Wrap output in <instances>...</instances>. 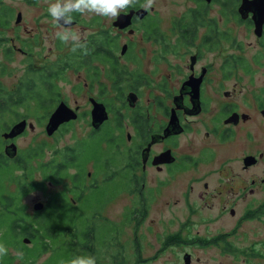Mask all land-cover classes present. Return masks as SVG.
Segmentation results:
<instances>
[{"label": "flooded vegetation", "instance_id": "1", "mask_svg": "<svg viewBox=\"0 0 264 264\" xmlns=\"http://www.w3.org/2000/svg\"><path fill=\"white\" fill-rule=\"evenodd\" d=\"M172 4L174 12L158 20L154 6L132 1L118 14L130 15L125 28L114 26L118 15L114 17L115 36L128 35L119 55L118 42L99 23L101 16L86 19L74 13L72 27L85 37V45L72 50L64 61L59 56L57 63H46L45 77L54 83L74 71L87 92L73 108L65 99L55 100L44 112L45 127L63 102L75 119L46 136L64 132L76 121L83 122L85 135L55 149L59 152L39 164L37 170L47 185L59 190L49 201H36L34 205L41 203L43 209L33 210L34 215L43 213L57 195V211L67 220L82 208L99 205L88 217L81 214L91 227L97 225L99 214L117 204L119 217L109 223L119 235L130 224L137 228L150 213L173 212L175 220L179 208L196 215L215 209L217 220L228 215L234 221L233 229L263 214L264 0H172ZM46 9L45 19L57 28ZM137 33L140 47L134 52L130 38ZM106 38L109 45L103 44ZM95 107L101 118H93ZM20 117L0 135V155L8 160L24 154L15 142L29 128L35 129L28 115ZM21 120L27 122L25 130L12 139L3 138ZM11 144L16 153L7 156L4 150ZM40 150H32L39 153L32 164L42 156ZM114 186L119 189L112 194ZM233 232L221 234L225 238L218 246L223 253L229 244L244 254L228 239ZM167 236L160 244L165 243L166 249L200 247L178 244ZM184 254L191 257L190 251Z\"/></svg>", "mask_w": 264, "mask_h": 264}, {"label": "rangeland", "instance_id": "2", "mask_svg": "<svg viewBox=\"0 0 264 264\" xmlns=\"http://www.w3.org/2000/svg\"><path fill=\"white\" fill-rule=\"evenodd\" d=\"M136 1L140 2L142 5H145L146 2V0ZM48 2L49 0L0 1V10L6 8L9 9L11 13L9 18L5 19L7 20V24L4 22L6 25L0 27L1 94L14 90L21 80L28 82L29 79L32 78V74L29 72L30 69L40 72L45 71L46 63L49 65L51 63H57V58L59 56L63 57L64 61L68 58L67 55L71 53V42L62 43L57 40L54 36V32L57 28L52 26L50 20L47 21L48 19H45V8H47ZM150 5L155 7L156 13L158 14L156 19L158 20L161 19L162 15L173 13L176 8V6L172 4V0H151ZM18 13L22 15L21 21L19 22L20 26L15 28L17 24L15 22L16 15ZM84 16L86 19H94L97 15L84 13ZM98 17L100 19V16ZM101 18L103 21L99 23L103 26V29H107L108 35L111 38H115L114 40L118 42L116 53L119 55L121 44L126 41L128 35L115 36L118 33H116V30L111 26V21L114 17ZM74 29L77 31L76 28ZM91 31L94 32L96 30L91 29ZM95 37L99 41L102 40L99 36ZM80 38L83 45H85V37L80 36ZM130 39L131 44L132 41L134 44L133 51L136 52L138 47H140V45H138V33L135 37ZM19 49L23 52H27V56H23ZM82 75L84 74L82 73ZM101 80L106 85L109 84L106 79L102 78ZM53 85L52 94H49L42 84L36 86V90L43 99H47L44 105L35 107L30 104L31 107L29 110L28 107H16L20 114L28 115L27 118L29 122L35 125L33 131L29 128L24 136L16 140L15 143L19 152L25 153L27 150L42 149L40 150L42 156L32 164L33 176L27 177V181H31L34 184H31V188L28 186L26 195L22 199V204L25 206L26 213L29 217H32L35 213L33 211V205L36 201H49L50 195L59 190V187L56 185H47L43 175L37 170L39 164L51 158L53 153H58L59 151H56L57 149L72 145L75 139L77 140V138L85 135L83 122L76 121L72 122L71 125L65 126L66 129H64V132L57 131V134H54L55 136H46L44 127L47 114L45 115L44 112L48 109L50 111L59 99H65V101L70 103L71 108H73L76 103H82L84 101L83 96L87 92V90L83 88V84L79 80L77 74L71 70L63 74V79L59 81L56 79ZM107 95L109 96V94ZM30 100L27 99L26 102ZM29 114H33V116ZM21 118L23 117H20L19 120ZM13 121L14 119L6 115L4 123H0V130H4V126L6 124L11 125ZM1 132L2 131H0V135ZM2 149L3 143L0 146V154L2 153ZM19 174L20 172L16 173V175ZM10 188L13 190L15 184ZM111 189L112 194H114L119 187L114 186ZM257 197L259 202L263 198L261 194ZM123 200L124 198L122 197L117 202L121 203ZM99 207V205H96L92 210L82 208L80 212H78V215L71 218V220H54L52 225L56 224L58 226H63L67 222V226L74 225L78 228V231L81 232L86 229L85 226H87L88 223L86 217L89 216L88 214L98 210ZM117 209L118 205L116 204L107 213L99 214L100 218L95 220L98 225L97 227L100 228L102 224L108 222H116L119 217ZM52 212L57 213L58 211L47 210L45 211V216H48ZM82 213H86V217L81 216ZM202 213L203 215H196L186 208H179L178 211L175 212L177 216L175 220L173 212L166 213L162 211L161 213H150L144 220L136 224L137 228H134L133 224H130L123 229L121 234H114L108 239H102V242L94 238L93 241L95 242H93V244L95 246L91 247V249H96L98 252L99 258H97V264H115L113 261L121 262L122 264H184L182 257L185 250L191 252L190 264H264V212L258 218L250 222H243L234 229V221L230 220L228 215H226L225 218L217 220L215 209L212 212ZM231 229L235 230V233L233 232L228 239L235 248L239 250L244 249V254L239 253L237 256H234L231 253H223L220 246L212 244L205 248L202 246H190L187 249L183 247L172 249L169 247L163 249L160 246L161 241H163L166 235L174 232H179L183 239L194 238L196 235L211 239L220 234H230L233 231ZM105 232L106 229L103 230V233ZM103 233L99 232L97 236L101 238L104 236ZM67 241V236L61 239L62 244ZM69 247V245L63 246V249L68 251L69 256L73 253L81 252L79 249L75 250L73 247ZM113 257L115 260H111ZM45 258L46 256H43L41 260Z\"/></svg>", "mask_w": 264, "mask_h": 264}, {"label": "trees", "instance_id": "3", "mask_svg": "<svg viewBox=\"0 0 264 264\" xmlns=\"http://www.w3.org/2000/svg\"><path fill=\"white\" fill-rule=\"evenodd\" d=\"M10 14L9 9L3 8L0 10V27L7 24L5 19L9 18ZM108 40L106 38L103 44L109 45ZM29 72L32 74V78L28 82L21 80L14 90L8 93H0L1 124L4 123L6 115H9L14 120L19 119L22 114L18 113L16 107H28L29 110L30 104L40 107L47 102V99L45 98L44 100L36 90L38 84H42L49 94L53 93L54 85L46 79L45 71L40 72L30 69ZM27 99L33 100L26 102ZM15 114L20 116H15ZM7 125L4 127L6 128ZM35 152L32 150L26 151L24 154L18 155L15 160H8L0 155V241L4 242L8 248V254L0 259V264H60L62 259L69 257L68 251L63 249V246L66 245L73 247L75 250L79 249L80 251L92 253L99 258L96 249H91L93 247V239L97 238L102 242V239H108L112 234H115L116 230L111 223L102 224L100 228L97 227L98 225L91 227L87 225L85 226L86 229L81 232L74 225L68 227L52 225L54 220L61 221L64 219L60 212H52L45 216V211L47 210H58L57 195L51 198L48 208L43 213L35 214L32 217L27 215L22 199L26 195L28 186L31 188V184H34L31 181H27V177L32 176V162L39 157V153L37 152L36 154ZM42 167L43 165H41ZM17 172H20V174L16 175ZM54 181L57 184L60 180ZM13 184H15V188L12 190L10 187ZM64 220L68 221L67 219ZM104 229H106L105 233H103ZM99 232H102L104 236L99 238L97 236ZM65 236L68 237V241L62 244L61 239ZM23 237H27L30 240L29 245L22 242ZM172 238L176 239L178 244L189 243L207 247L210 244L218 246V243L225 238V235L220 234L211 239L198 237L182 239L178 232L175 235H168L166 240H171ZM162 248H166L165 243L162 244ZM224 251L234 256L240 253L238 250L231 249L229 244L224 245ZM43 256H46V258L41 260ZM114 257L110 259L115 260ZM113 263L122 264L114 261Z\"/></svg>", "mask_w": 264, "mask_h": 264}, {"label": "clouds", "instance_id": "4", "mask_svg": "<svg viewBox=\"0 0 264 264\" xmlns=\"http://www.w3.org/2000/svg\"><path fill=\"white\" fill-rule=\"evenodd\" d=\"M132 0H49L47 13L57 25L54 36L62 43L71 42L72 50L83 47V42L78 31L72 27L74 13H91L101 17H116L122 10L126 9ZM151 0H146L148 7ZM8 254L6 244L0 241V259ZM60 264H97L96 255L81 251L71 254L62 259Z\"/></svg>", "mask_w": 264, "mask_h": 264}, {"label": "water", "instance_id": "5", "mask_svg": "<svg viewBox=\"0 0 264 264\" xmlns=\"http://www.w3.org/2000/svg\"><path fill=\"white\" fill-rule=\"evenodd\" d=\"M138 13L143 14V13H146V11L138 10ZM21 16H22L21 13H18L16 15L15 22L17 24L21 21ZM129 20H130V15L120 14L117 16L116 21L114 22V26H118L119 28H125L128 26L130 22ZM96 109L97 108L95 107V109L93 110V114H92L93 118L95 117L101 118L97 113L94 112ZM74 119H75L74 112L71 109H69L63 102H60L57 105V107L54 109L53 113L51 114L48 120V123L45 127L46 135L48 136L52 135L62 123L68 122ZM26 126H27L26 120H21L17 122L16 124H14L8 133H4L2 136L5 139H12L18 136L19 134H21L25 130ZM29 127H32V125L29 124ZM4 151L7 156H14L16 153V146L14 144H11L5 147ZM42 209H43V204L41 203H37L33 206L34 211H40ZM22 242L26 245L30 244V240L26 237L22 239ZM190 259L191 257L189 254H184L182 257L184 264H190Z\"/></svg>", "mask_w": 264, "mask_h": 264}, {"label": "bare ground", "instance_id": "6", "mask_svg": "<svg viewBox=\"0 0 264 264\" xmlns=\"http://www.w3.org/2000/svg\"><path fill=\"white\" fill-rule=\"evenodd\" d=\"M132 12V11H131ZM131 21V20H130Z\"/></svg>", "mask_w": 264, "mask_h": 264}]
</instances>
